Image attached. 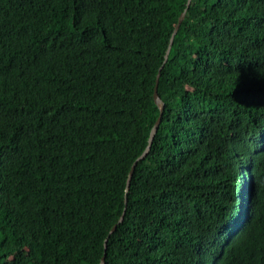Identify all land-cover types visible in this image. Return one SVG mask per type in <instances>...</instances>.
<instances>
[{
    "label": "trees",
    "instance_id": "16d2710c",
    "mask_svg": "<svg viewBox=\"0 0 264 264\" xmlns=\"http://www.w3.org/2000/svg\"><path fill=\"white\" fill-rule=\"evenodd\" d=\"M188 1L0 0L2 264H264V0Z\"/></svg>",
    "mask_w": 264,
    "mask_h": 264
},
{
    "label": "water",
    "instance_id": "95a60500",
    "mask_svg": "<svg viewBox=\"0 0 264 264\" xmlns=\"http://www.w3.org/2000/svg\"><path fill=\"white\" fill-rule=\"evenodd\" d=\"M192 3V0H189L188 1V4L186 5V9L181 13V15L179 16V19H178V22L174 28V31L172 33V36H171V39H170V44L168 46V49L166 51V54H165V60H164V63L167 61L168 57H169V53H170V49H171V44L173 42V39H174V36L175 34L177 33L184 17H185V14H186V10L188 9V7L190 6V4ZM163 63V64H164ZM163 64L162 66L160 67L159 71H158V74H157V82H156V86H155V91H154V99H155V102L157 103V105H159L160 107V115L157 119V121L155 122V124L153 125L152 129H151V132H150V137H149V140H148V147L146 149V151H144V153H142V155L134 162V164L132 165L131 167V170H130V173H129V176H128V180H127V189L129 190L130 188V184H131V179L133 177V174H134V170H135V167L137 165V162L139 159L143 160L149 153L150 149H151V146L153 144V141H154V138H155V135L159 129V126L161 124V121H162V114H163V111H164V108H165V104H164V101L162 100V98L160 97L159 93H158V83H159V78H160V73H161V70L163 68ZM125 217H126V211L119 223V225H122L125 221ZM119 225L116 226L111 235H114L117 231H118V228H119ZM108 243H109V240L106 241V255L105 257L103 258V261H102V264H107L106 263V258H107V251H108ZM0 264H2L1 262V259H0Z\"/></svg>",
    "mask_w": 264,
    "mask_h": 264
},
{
    "label": "bare ground",
    "instance_id": "6f19581e",
    "mask_svg": "<svg viewBox=\"0 0 264 264\" xmlns=\"http://www.w3.org/2000/svg\"><path fill=\"white\" fill-rule=\"evenodd\" d=\"M126 218V217H125Z\"/></svg>",
    "mask_w": 264,
    "mask_h": 264
}]
</instances>
